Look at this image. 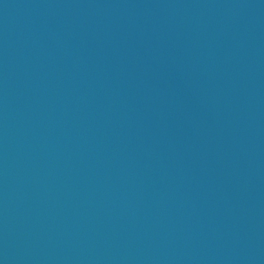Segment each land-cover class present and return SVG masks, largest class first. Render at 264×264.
Returning <instances> with one entry per match:
<instances>
[{"label": "water", "instance_id": "1", "mask_svg": "<svg viewBox=\"0 0 264 264\" xmlns=\"http://www.w3.org/2000/svg\"><path fill=\"white\" fill-rule=\"evenodd\" d=\"M0 264H264V0H0Z\"/></svg>", "mask_w": 264, "mask_h": 264}]
</instances>
